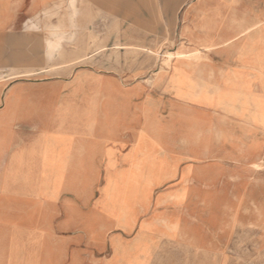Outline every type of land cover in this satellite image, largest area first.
Segmentation results:
<instances>
[{
  "label": "crops",
  "instance_id": "crops-1",
  "mask_svg": "<svg viewBox=\"0 0 264 264\" xmlns=\"http://www.w3.org/2000/svg\"><path fill=\"white\" fill-rule=\"evenodd\" d=\"M85 1L92 2L94 15L98 11L109 22L120 20L116 28L106 25L109 41L113 34L123 33L122 48L148 51L165 45V25L176 24L174 45L166 52L188 57L173 56L170 72L158 75L159 86L167 92L121 89L116 75L95 71L78 70L70 76L67 66L55 67L57 75L45 79L20 80L27 76L21 74L18 82L0 86V264H85V258L101 256L104 251L113 257L105 264L115 263L117 257L124 258V264H144L142 242L152 237L161 240L165 213L157 214L164 222L158 220L156 231L149 232L148 224L130 217V210L139 203L132 194H155L159 209L176 207L170 205L175 201L166 204L164 199L182 193L190 199H197V194L208 198L227 191L228 176L233 173L230 162H246L255 171L262 164L254 137L264 127L244 115L223 112L215 100H202L201 96H211L218 89L259 100L264 93L260 46L264 7L255 0L226 9L214 7L217 4L212 2L218 0H204L210 2L206 7L201 0L198 4L170 0L175 2L173 10L162 16V25L152 26L151 21L159 23V14L150 2L160 0H135L139 1L135 7L134 0H0V61L20 64L27 51L28 57L35 56L38 31H53L54 10L70 5L79 16ZM116 2H121L119 10ZM60 44L46 39L44 47L59 48ZM163 53L160 62L166 58ZM198 55L204 59L194 61ZM174 69L203 86L205 92H189L183 97L169 88L167 81ZM180 110L206 114L212 130L221 134L219 149L188 152V160H203L206 164L202 166L182 163L184 153L176 148L182 143ZM249 136L254 139L248 140ZM41 143L59 151L57 171L42 169L36 154L20 166L15 164L21 147L32 149ZM75 153L77 175L90 171L93 177H100L103 170L104 179L101 185L98 181L99 195L91 210L86 212L80 199L65 202L60 208L73 213L58 221L53 217V199L67 191L63 178L69 175L67 162ZM201 167L205 173L198 171ZM52 177L59 178L54 196ZM22 178L31 184L32 192H23ZM44 178L50 186L42 194ZM125 198L127 204L122 203ZM195 224H183L181 233L191 232ZM109 230L114 232L109 234Z\"/></svg>",
  "mask_w": 264,
  "mask_h": 264
},
{
  "label": "rangeland",
  "instance_id": "rangeland-1",
  "mask_svg": "<svg viewBox=\"0 0 264 264\" xmlns=\"http://www.w3.org/2000/svg\"><path fill=\"white\" fill-rule=\"evenodd\" d=\"M189 1L193 4L200 2V0ZM245 1L253 2V0ZM254 2L264 7V0H255ZM131 3L135 7V4L139 3V1L134 0ZM150 3H154V7L157 8L156 11L159 14V23L155 20L154 22L151 21L150 25H162V16L173 10L175 2L160 0ZM201 3L203 7H206L207 3L210 4V2H205L204 0H201ZM242 3H244V0H218L216 3L212 2L214 5L217 4L214 7L218 9L234 8ZM146 4L149 3L147 2ZM91 5V1H85V7L81 10L79 16L77 10L72 6L70 7V5L69 7L67 5L60 6L56 11L54 10L53 31L45 33L44 28H42V31H38L37 40L39 47L35 56L28 57L27 51L26 59L20 60V64L5 65L3 61H0V86H8L18 82V76L21 74H26L27 76L26 78H20V80L34 81L45 79L57 75L59 70H56L55 67L67 66L66 70L70 76H72L74 71L78 70L95 71L105 76L116 75L118 79L117 85L121 89L135 88L134 92H167L159 86L157 78L160 73L168 74L173 66L165 64L164 61L160 62L158 59L162 51H171L176 38V24L173 25L174 27L168 26V24L165 25V45L162 43L159 48L148 51L122 48L123 44H120V41L124 34L115 33L113 34L114 39L112 38L109 41L108 32L106 31L109 23L113 28H116V24L118 25L120 20L113 18L109 22V18L99 16L98 11L94 15ZM115 7H117L116 10H119L121 2H116ZM150 12L152 13V9H150ZM149 35L154 36L156 34L149 33ZM46 39H52L54 42L61 41L62 44H60L59 48L47 49L44 47ZM260 40L262 52L261 72L264 79V30L261 33ZM21 52L23 53V49ZM203 59L202 55L193 58L194 61H202ZM0 60L3 59L0 58ZM73 61L74 63L72 64L64 65ZM46 70H48L46 73L33 76L35 73ZM170 77H175V79L172 78L171 82L167 81L168 87L175 92H179L183 97H187V92H191L189 87L190 80L183 74L179 75L175 69L174 73L172 70ZM188 87L189 89H187ZM218 91L213 92V95H211L213 98L211 96L210 98L217 101L218 107L223 112L242 113L248 121L264 127V93L259 100H253L251 96L243 95L239 97L234 93L224 92L221 94V91ZM234 96L235 99L233 100L235 102L231 101ZM203 97L204 94L201 96L202 100H210L208 96L207 98ZM215 98H218L219 101ZM229 98L230 100H228ZM235 103H238L237 107ZM178 115L181 116L179 136L182 143L176 145V148H179L180 152L184 153L181 154L182 159L186 160H182V163L196 164V167L206 164L203 160H188V152L192 150L206 152L211 147L219 149L222 146L221 134L212 130L210 121L207 119L206 114L202 112L180 110ZM165 135H169L167 131ZM254 138L255 143L258 144L259 158L262 161L260 169L255 171L246 162H230L233 167L229 169L233 170L231 171L233 173L228 176L230 188L227 191L211 194L208 198L205 194H197V199H190L187 193H182L179 197L176 196L177 194L167 196L164 199L166 204L167 200H170L175 201L171 202L170 205L174 204L177 206H170V208L166 207L164 209L157 207L155 194H132L135 199L137 197L139 202L137 203V208L130 210L132 219L141 220L143 223L148 224L149 232L156 231L158 220L159 223H162L164 219L166 223L164 228H162L163 232L161 233H164V235H161V240L152 237L153 239H145L142 242L144 244V252L141 259L143 258L144 264H264V129L260 130L259 136ZM254 138L249 136L248 140ZM35 154L40 158L42 169L57 171L59 163L56 157L60 153L49 143H41L36 148L32 147V149L21 147L15 154V164L20 166L29 158H33ZM72 157V159L68 160L66 166L68 167L67 174L69 175L63 178L67 183V185L65 184L66 187H64L67 191L59 193L53 199V217L58 221L66 216L68 212L73 211L60 208L61 204L64 205L65 202H76L80 199L85 202L86 212L91 210L92 204L99 195L97 192L98 181L100 180L101 185L104 179L103 170L100 177H93L90 171L85 176L77 175L80 171L77 169L76 153ZM223 169L227 168L223 167ZM198 171L205 173V168H198ZM22 179L23 192H32L31 184L25 178ZM45 179L42 194L49 192L50 184L48 178ZM58 179L57 177H52V196L55 195L54 189L57 187L56 182ZM141 200H143L142 207L139 206ZM190 200H195V203L190 202ZM126 201L127 199L125 198L122 203L127 204L128 202L126 203ZM161 204L159 203V205ZM57 206L59 207L57 208ZM162 212L165 213L163 219L162 216L161 218L157 217V214L161 213L162 215ZM192 223H196L195 229L191 232L181 233L180 228H182L183 224L190 226ZM174 225L177 226L175 229H173ZM113 232L114 230H109L107 233ZM116 233H120L118 228ZM91 247V245L89 247L86 245V249L89 248L91 250ZM108 259L113 260V257L110 258L109 252L104 251L101 256L96 254L95 258L92 255L89 258H85V264H97L98 262V264H103ZM121 259L117 257V261L115 263L112 262V264H124L125 262L122 261L124 258Z\"/></svg>",
  "mask_w": 264,
  "mask_h": 264
},
{
  "label": "bare ground",
  "instance_id": "bare-ground-1",
  "mask_svg": "<svg viewBox=\"0 0 264 264\" xmlns=\"http://www.w3.org/2000/svg\"><path fill=\"white\" fill-rule=\"evenodd\" d=\"M163 55H165L166 56V58L163 60L164 62H165V64H169L170 62H171V60H172V58H173V56H180V57H188V56H186V55H184V54H172V53H170V52H164L163 53ZM175 71L177 72V73H179V75H182V73L178 70V69H175ZM173 73H174V70H173ZM177 76V75H176ZM172 78H174L175 79V77H172ZM171 77H169V79H168V81H172L173 79H172ZM180 78H182V76H180ZM186 79V78H185ZM184 80V79H183ZM180 81V80H179ZM174 82H176V81H174ZM183 83V82H182ZM186 83V82H185ZM169 84V83H168ZM170 85V84H169ZM172 85V84H171ZM176 85H178L177 84V82H176ZM184 85V84H183ZM185 85H187V84H185ZM188 86V85H187ZM187 86H185V87H187ZM174 87H175V85H174ZM173 87V88H174ZM177 87H179V86H177ZM183 87V86H182ZM190 89H191V92H205V89L203 88V86H199V85H197V83H195V82H193L192 80H190ZM189 87L187 88V89H189ZM186 89V88H185ZM177 91V90H176ZM183 91H184V89H183ZM187 91V90H186ZM188 91H190V90H188ZM213 92H219L218 91V89L217 90H215V91H213ZM189 92H187V94H186V96L187 95H189L188 94ZM224 92H221V94H223ZM216 95V94H215ZM219 95V94H218ZM232 95V94H231ZM223 96V95H222ZM233 96V95H232ZM231 96V97H232ZM205 97V96H204ZM203 97V98H204ZM209 97V99H211L210 98V96H208ZM212 97V96H211ZM220 97V96H219ZM224 97V96H223ZM223 97H220V98H223ZM240 97V96H239ZM238 97V98H239ZM207 98V97H206ZM213 98V97H212ZM202 99V98H201ZM215 99H217L218 100V98H215ZM225 99H227V97H225ZM233 99H235V96L233 97V98H231V101L233 100ZM205 100V99H204ZM223 100V99H222ZM228 100H230V98L228 99ZM210 101V100H209ZM219 101V100H218ZM234 101V100H233ZM239 101V100H238ZM217 102V101H216ZM235 102V101H234ZM233 102V103H234ZM251 102V101H250ZM239 103H240V101H239ZM236 104V107H237V104L238 103H235ZM251 104V103H250ZM249 104V105H250ZM232 107H233V105H231ZM240 106V105H239ZM238 106V107H239ZM251 107H252V104H251ZM235 109V108H234ZM233 110V109H232ZM232 110H231V112H232ZM236 111V110H235ZM240 112H241V110H240ZM253 112V111H252ZM232 113H236V112H232ZM260 113H261V111H260ZM262 114V113H261ZM264 114V113H263ZM240 115H242V113L240 114ZM263 116V115H262ZM251 117H252V115H251ZM256 118H257V116H256ZM253 119H254V117H253ZM259 121H260V119H258Z\"/></svg>",
  "mask_w": 264,
  "mask_h": 264
}]
</instances>
